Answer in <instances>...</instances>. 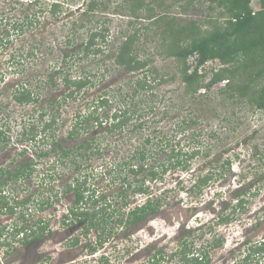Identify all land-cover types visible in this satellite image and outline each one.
<instances>
[{
    "label": "rangeland",
    "instance_id": "374dc122",
    "mask_svg": "<svg viewBox=\"0 0 264 264\" xmlns=\"http://www.w3.org/2000/svg\"><path fill=\"white\" fill-rule=\"evenodd\" d=\"M55 1L37 0L34 6H31L29 2L17 9L16 0H0V28H7L11 33H14L11 28L16 16L24 13L30 17L37 14L39 17V22L34 24L31 32L23 36L12 34L11 43L0 49V78H5L0 81V126L7 131L6 137L10 141L0 154V168L9 167L13 173L24 163L33 162L37 165L32 177L7 185L5 189L9 187L6 190L8 198L0 200V264H100L103 261L101 258L103 255L109 257L111 264H144L150 253L134 255V245L129 246L128 250L125 248L129 245L128 241L123 240L125 237L118 235L119 240L115 237L118 234L114 223L115 217L109 224L108 231H105V234L109 235V240L95 254L88 251L86 245L98 239V233L92 230L91 235L86 238L81 230L82 223L65 224L68 211L75 204V194L70 192L61 195V191H65L61 185L65 186L67 182L71 183L74 179L85 177L92 189H97V192L102 193L112 201L115 208L119 209L121 199L118 195L123 191L121 180L126 175V171L119 174L118 170L114 169L121 160L135 155L138 148L140 150L144 148L150 152L152 157L150 165L160 166L166 162L168 154L172 153L171 145L175 147L179 143L185 151H192V147L197 146L194 144V138L196 144L200 142L198 147L201 149V154L193 160L188 173L169 170L162 181L154 183L155 193L153 195L155 199L161 200L162 215H156L153 220L143 225V230L134 242L136 244L142 242L144 245L152 243L154 255L162 250L165 258L161 264H181L180 256L172 255L180 247L182 238L188 236L186 233L191 228L195 231L192 237V253L197 257L200 250H207L211 255L209 256L210 261L202 264H235L242 261L251 245L264 240V161L259 158L260 155L264 156V112L250 111L248 107L239 102L220 95V90L224 87L220 84L209 92L201 91L202 94L196 97L186 95L185 88L180 78L177 77L164 85L155 86L153 91L148 92L144 97L140 96L135 101V104L143 110L141 123H144L145 128L141 132L136 131L127 136L130 130L125 129L122 135L118 132L110 134L107 132L111 124L110 120L108 124L98 129L93 126L90 133L81 134V139L87 138L91 141L96 139L93 145L97 147V150L103 149L101 159L97 155L86 156L89 159L79 156L78 164H74L70 157L66 159L65 166H60L56 162L58 151L51 152L52 139L47 136L48 131L40 132L41 123L39 121L41 104L45 102L43 105L46 106L52 103L51 101L62 98L61 96L68 90L59 87L60 90L58 88L52 94L47 90L44 94L42 93V103L40 101L37 104L22 107L11 98V91L15 90L16 85L22 80L32 83V88L37 91H43V82H40L37 87L35 77L42 73L43 78L51 66L58 64L55 62L56 59L60 61L63 59L61 52L58 51V44L65 39L73 25L71 19L73 13L75 14L78 8L89 0H67L68 5L64 6V10L68 9L70 13L67 16L62 14L60 19L51 13L52 4ZM165 2L168 6L172 0ZM107 3L109 11L103 16L104 20L107 19L105 26L110 28L109 45L104 47L106 56L104 53L96 58L91 56L92 60L88 59L83 65L79 63L75 68V71H79L77 68L84 66L86 70L92 72L91 81L97 82L101 79L102 83L87 87L74 99L67 101L62 99L60 105L55 106H59L56 110L60 114L56 126L57 140L67 150L73 147L71 140L66 138L71 131V125L76 121V114H88L92 111L97 98L104 94L109 96L112 102L109 112L114 114L116 104L121 99V95H117L116 91L118 88H122L125 93L130 91L129 78L137 76L136 73L131 76L124 70L114 68L108 56L110 57L116 49L118 41L124 38V33L140 30L142 25H148L149 21L143 19L136 22L128 14L129 9L117 8L123 0H111ZM182 4L184 3L181 2L178 6L170 8V15L179 16ZM252 8L255 11L262 9L260 0H253ZM163 10L165 9H159L157 12H163ZM199 11V9L195 11L191 9L187 15L181 16L183 20H189L195 18L197 14L195 12L199 13ZM2 19L4 23H1ZM68 19L71 20L68 21ZM65 22L68 24L64 25ZM139 32L140 37L136 43L138 58L142 61H150L151 67L159 68L163 78H171L176 72L175 66L170 59H165L158 54L157 47L162 43V37L155 35L151 30ZM31 34L37 36V42L40 44L35 56L26 58L33 43ZM39 37L42 42H39ZM82 39H85V33L80 31L78 43L82 42ZM94 61L99 64L95 66ZM219 67L221 64L217 61L207 65L208 69ZM154 76L149 74V80L152 83ZM202 96L204 98H200ZM47 110L50 112L51 108ZM99 113V111L95 112V115ZM100 115L104 117L106 113ZM192 118L197 120V125L189 123ZM45 119H50V114ZM90 122L94 124L93 121ZM33 124L40 126L36 141L20 142L22 135L20 136L19 133ZM195 135L197 138L194 137ZM148 137L152 141L145 148L142 145ZM22 145L26 147V150ZM28 146L30 148L27 149ZM163 148L166 150L162 151ZM22 150H24L23 153H21ZM207 151L210 153L208 157L205 156ZM42 153H48V155L39 158L38 156ZM219 158L221 162L227 158L232 160L231 171L225 178L211 183V188H208L200 199L194 197L189 189L194 184L195 177L200 176L202 172H209L212 164H215ZM78 165L80 169H77ZM52 172L57 173L55 180L44 178ZM128 180L132 181L133 178L128 177ZM254 185L252 191L257 193V196L250 194L251 191L249 195H246L251 203L249 210L244 214L239 213V219L233 221L234 224L228 227L219 225L216 220L217 216L221 209L225 208L227 202L236 204L237 194L243 188L250 190L249 188ZM182 187H186L185 190ZM57 193H60V196L55 198ZM50 195L53 196L51 200L53 204L49 207L44 205L40 211L38 206L40 197L48 201ZM25 202V210L18 204L14 215L8 213L6 204L13 206ZM30 209L33 210L31 213ZM120 211L124 213V208L121 207ZM193 214L196 216L191 218ZM124 216L125 214L121 218ZM40 220L43 221L42 225L45 224L48 227L46 237L42 241L32 242L27 246L15 242L13 246L15 249L8 246L3 247L4 241L6 243L12 241L16 227L29 228L30 225L37 224ZM257 221L258 225H256ZM198 227H201L202 231H198L196 229ZM98 232L101 234V230ZM76 238L79 244L71 246ZM217 240L222 242L221 246L212 247ZM7 251L8 254H5ZM257 262L258 258H255L252 264H264V256L259 263Z\"/></svg>",
    "mask_w": 264,
    "mask_h": 264
},
{
    "label": "trees",
    "instance_id": "16d2710c",
    "mask_svg": "<svg viewBox=\"0 0 264 264\" xmlns=\"http://www.w3.org/2000/svg\"><path fill=\"white\" fill-rule=\"evenodd\" d=\"M110 1L89 0L84 2V5L82 7L80 6L75 14L73 13L71 16L73 25L69 29V33L65 39L58 44V51L61 52L63 59L61 61L56 59L55 62L58 64L53 67L51 66L50 70H47L46 74L44 73L43 78L42 73L35 77L37 87L40 85V82H43V91H37L35 88H32V83L30 84L27 80L20 81L16 85V89L11 91L13 101L22 107L23 105L37 104L40 102L43 94L47 90L51 94L59 87L68 90L67 93L61 96L62 98L51 101L52 103L46 106L43 105L45 102L41 101L43 103L41 104L42 108L39 121L41 123L40 132L45 133L48 131V135H45L52 139L50 142L51 152L58 151V159L56 162L60 166H65L66 159L70 157L74 164H78L77 160L79 156L86 157L94 154L95 147L93 144L96 139L94 141H91V139L83 141L84 139H81V134L90 133L93 126L100 128L104 126V122L108 124V120H110L111 124L107 129V132L110 134L116 132L121 134L125 129L130 130L132 133L136 131L141 132L144 129V125L139 124V122L142 120L143 110H141L142 107L135 104V101L140 96L144 97L148 92L153 91L156 88L155 86L164 85L175 80L177 77L180 78L185 88V94L195 97L198 94H202L201 91L209 92L222 81H228L220 90V95L239 102L241 105L248 107L250 111L264 112V0H260L262 9L258 11L252 8L253 0H172V3L168 6L166 5V0H123V3L117 8L129 9L128 14L136 22L147 19L149 24L142 25L140 30H135L133 33H124L125 36L122 40L120 39L118 41L119 44L116 46V49L113 50L110 57L107 56L111 59L114 68L124 70L131 76L136 73L138 77L132 76L129 78L130 91L125 93L122 91V88H118L116 91L117 95H121V99L116 104L117 107L115 108L114 114H110L109 112V109L112 107V102L107 94L97 98L96 103L92 107V111H89L88 114H76V121L71 125V131L68 133L66 139H76L77 141L83 142H79L78 146L70 148L69 150L65 149L62 143L57 140L56 136V126L60 114L56 110L59 106H55L60 105L62 99L64 101L74 99L87 87H93L97 83H102L101 79L97 82L91 81L92 76L90 75L92 72L86 70L84 66H80V69L77 68L79 71H75V68L79 63L83 65L88 59L92 60L90 59L91 56L96 58L99 55H103V53L106 56V48L104 47L109 45L110 28L105 26L107 19L104 20L103 16L108 14L109 5H107V2L110 3ZM16 2L17 9H20L25 6L24 3L30 2L31 6L36 5L37 0H16ZM181 2L184 4L180 7V15H170L169 9L178 6ZM67 5V0H56L52 4V15L57 17V19H60L59 17L62 14L65 16L69 15L70 10H64V6ZM162 8L165 10L158 13L157 11ZM191 9L194 11L199 9L200 11L199 13L195 12L197 13L195 18L183 20V16L181 15H187ZM71 19H68V21ZM36 22H39L37 14L30 17L23 13L18 17L16 16L13 22L11 30L14 33H11L7 28H0V49L2 46H7L11 43L12 34L23 36V34L26 35V33L31 32ZM1 23H4L3 19ZM67 24L68 22L64 23V25ZM141 30H151L155 35L158 34L162 37V43L157 47L158 54L165 59H170L175 66L176 72L171 78H163L159 68L151 67L150 61H142L138 58V46L136 43L139 40V31ZM80 31L85 33V39H82V42L78 43L77 39ZM31 37H33V43L26 58L35 56L40 44L37 42L38 38L36 35L31 34ZM39 42H42L41 37H39ZM14 61L19 62L16 59ZM213 61H218L222 66L218 69H208V63ZM94 63L95 66L99 64L95 61ZM149 74L155 75L153 83L149 80ZM2 80H5V78L1 77L0 81ZM200 98H204V96ZM134 104L135 106H133ZM133 107L138 108L134 109ZM48 108H51L50 112L47 110ZM146 110L147 107L145 113ZM98 111L100 113L96 116L95 112ZM103 111L106 113L104 117L100 115L104 113ZM48 114H50V119L46 120L45 118ZM90 121H93L94 124ZM189 123L191 125L198 124L197 120L193 118L190 119ZM39 129L40 126L35 124L29 126L28 129H23L19 133L20 136L22 135L20 142L36 141ZM6 135L7 131L3 129V126H0V153L10 142L7 140ZM194 137L197 138L196 135ZM151 141V138L148 137L142 146L146 148ZM195 141L194 138V144L197 146L192 147V151H185L179 143L175 147L171 145L172 153L168 154L166 162H163L160 166L150 165L149 162H151L152 157L150 156V152L144 148L141 150L138 148L135 155L121 160L114 169L115 171L118 170L119 174L126 171V175L121 180L123 182L122 186L126 190L123 188V191L118 195V197L122 198L120 202L125 199L124 191L129 192L133 190V192L139 194L145 191L146 194L148 191V187H146L148 180L151 179L154 183L162 181L169 170L188 173L193 160L201 154V149L198 147L200 142L196 144ZM165 150V148L162 149V151ZM152 154L154 156V153ZM209 154V151H207L205 156L208 157ZM47 155L48 153H42L38 157ZM259 158L264 161V156L260 155ZM86 159H89V157H86ZM220 163L222 164L220 165ZM212 165V169L209 172H202L200 176L195 177L194 184L189 189L193 196L198 199H200V196L208 188H211V183L217 182V180L223 179L229 174L233 163L229 158L222 162L219 158ZM36 166L33 162H27L13 173L9 170L0 169V200L8 198L6 190L9 187L3 189L4 186L32 177ZM77 169H80L79 165ZM56 176L57 173L52 172L50 175L44 176V178L55 180L54 177ZM128 177H132L133 180H128ZM182 180L184 181V179ZM255 185L249 188L250 190L243 188L237 194L238 201L236 204L227 202L224 210L217 216L216 220L219 225L229 224L234 214L245 210V206L249 203V197L246 195H249L251 191L250 194H256L255 196H257V193L252 191ZM61 186L62 189L65 188L64 192L61 191V195L75 192L76 196V203L69 209L65 224L82 223L83 227L81 230L83 231V236L86 238L89 237L92 230H95L94 232L98 233V239L90 243L87 248L91 253L96 252L109 240V235L105 234V231H108V226L113 221V217L116 218L123 215L120 211L122 206H119V209L115 208L112 201L108 200L102 193H98L97 189H92L85 177L84 179H74L71 183L67 182L66 187L64 185ZM185 188L182 187L183 190ZM59 196L60 193H57L55 198ZM52 198L53 196L50 195V199L45 201L43 197H40L38 201L39 210L42 211L44 205L46 207L51 206L53 204L51 201ZM18 204L25 210L26 202L17 203L13 206L6 204L9 213L14 214L18 209ZM152 205H148L130 214L129 218L131 220L127 222V225L133 222L137 223L151 214L154 217L158 215L161 210V200L154 198ZM229 209L230 213H226ZM32 211L30 209V213ZM42 224L43 221L40 220L37 224L31 225L29 228L16 227L13 231L12 241L7 243L4 241L3 246L15 249L13 247L15 242L27 244L30 238L33 240L44 239L48 227ZM189 229L186 233L188 236L182 238L180 247L176 249L172 256H180L181 264L208 263L210 261V255L207 250H200L197 257L192 253V237L195 231H192L191 228ZM196 229L202 231L201 227ZM100 230L101 234L98 232ZM29 232L30 234H28ZM20 234H23L22 239L25 238L21 242H19L21 238H17ZM78 244L79 240L76 238L71 246H77ZM221 244L222 242L217 240L212 247H218ZM263 256L264 240L251 245L244 259L235 264H252L255 258H258L257 263H259ZM164 258L163 251L160 250L152 257V261H149V264H161ZM103 260L100 264H110L109 259L104 257Z\"/></svg>",
    "mask_w": 264,
    "mask_h": 264
},
{
    "label": "flooded vegetation",
    "instance_id": "af4514ba",
    "mask_svg": "<svg viewBox=\"0 0 264 264\" xmlns=\"http://www.w3.org/2000/svg\"><path fill=\"white\" fill-rule=\"evenodd\" d=\"M141 122H139V124H143L144 125V123H141ZM105 124L106 123H104V125ZM95 128L98 129L99 127L96 126ZM144 128H145V126H144ZM122 134L123 133H121L120 135H122ZM129 134L131 135L132 132L131 131H128L127 136H129ZM124 137H122V138H124ZM86 139H84L83 141H85ZM71 142L73 144V147H76V146L79 145V142L80 141H77L76 139H72ZM17 146H19V145H17ZM22 146L24 147V145H22ZM28 148H30V146H28L27 149ZM96 148L94 149V152H93L94 154H92V155H97L101 159V157L103 156V153H101L103 151V149H100L99 148V150H97ZM24 149L26 150V147H24ZM23 152H24V150H22V153ZM4 170H9L10 171V168L7 167ZM6 187L7 186H4L3 189H5ZM146 187H148V191H147L146 194H145V191L141 192V194L135 193V192H133V190H131V193H129L128 191H126V192L124 191V198L125 199H124V201H121L119 205L124 208V213L123 212L122 213H123V215L125 214V216L123 218H121L122 216L120 215L119 217H116L115 218L116 219L115 220V226H116V231L118 233V234L115 235V237L118 240H119L118 235L121 236V237H123V236L125 237V239H123V240H126L129 243V245H127L125 247V248H127V250L129 249V246L134 245L133 246V248H134V255H139V254H141V255H144V254L147 255L148 253H150L149 256H147V260H145L146 262L144 263V264H149V261H152V257L154 256V251L152 249V248H154L153 244L152 243H147L146 245H144V243H142V242H140V244H138V243L136 244L134 241H135L136 237L138 236V234L140 233V231L143 230L142 229V226L145 225L147 222H149V220H153L155 217L153 216V214H151V215L146 216L145 218L141 219L137 223H134L133 222L132 224L130 223V224L127 225V222H129L131 220V218H129V215L130 214L134 213L135 211H139V210L143 209L144 207H147L148 205H152L154 203V195H153L155 193V191H154L155 190L154 189V187H155L154 181H152L151 179H149L148 182L146 183ZM124 189L126 190L125 187H124ZM73 193L75 194V192H73ZM139 197H140V199H139ZM120 199H122V198H120ZM75 203H76V196H75ZM249 205H251L250 202L245 206V210H242L239 213H243V214L246 213L249 210V208H250ZM73 206H71V207H73ZM223 210H224V208L221 209V211H223ZM228 211H230V209L227 210L226 213ZM8 213H9V211H8ZM239 213L233 215V219H232V221L229 224H227V227L230 226L231 224H234L233 221H236V220L239 219ZM9 214L10 215H14L15 213L14 214L9 213ZM159 215H162V211H160ZM194 216H196V215L193 214L191 216V218H193ZM197 218H199V217H197ZM127 219H128V221H127ZM75 223H79V222H75ZM258 224H259V222L257 221L256 222V225H258ZM178 225H180V227L182 226L181 223H179ZM36 228H37V226H36ZM28 234H30V232ZM123 234H125V235H123ZM22 235L23 234H20L17 237V238H21V239H19V242H21V241H23L25 239V238L22 239L23 238ZM42 240L43 239L33 240L32 238H30V240H29V242L27 244H22V243L21 244L27 246V245H30L32 242H38V241H42ZM120 240H122V239H120ZM92 242H94V241H92ZM88 245H86V247H88ZM3 247L5 248V246H3ZM88 251H89V249H88ZM5 254H7V253H5ZM93 254H95V252H93ZM104 257L107 258V259L109 258V257H107V255H103V257H101V258H104Z\"/></svg>",
    "mask_w": 264,
    "mask_h": 264
},
{
    "label": "clouds",
    "instance_id": "9594fccd",
    "mask_svg": "<svg viewBox=\"0 0 264 264\" xmlns=\"http://www.w3.org/2000/svg\"><path fill=\"white\" fill-rule=\"evenodd\" d=\"M217 62H218V61H217ZM221 66H222V65H221ZM227 82H228V81H222V82L220 83V86H225Z\"/></svg>",
    "mask_w": 264,
    "mask_h": 264
}]
</instances>
